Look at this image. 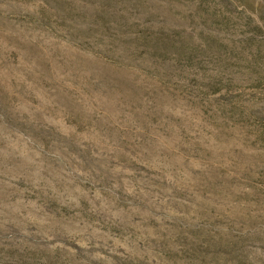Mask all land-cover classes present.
Here are the masks:
<instances>
[{
  "label": "rangeland",
  "instance_id": "1",
  "mask_svg": "<svg viewBox=\"0 0 264 264\" xmlns=\"http://www.w3.org/2000/svg\"><path fill=\"white\" fill-rule=\"evenodd\" d=\"M0 264H264V0H0Z\"/></svg>",
  "mask_w": 264,
  "mask_h": 264
}]
</instances>
